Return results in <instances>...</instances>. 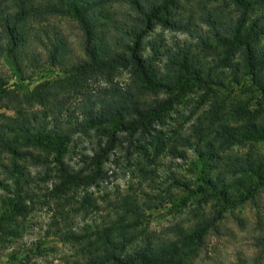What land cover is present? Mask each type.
<instances>
[{"label": "trees", "instance_id": "1", "mask_svg": "<svg viewBox=\"0 0 264 264\" xmlns=\"http://www.w3.org/2000/svg\"><path fill=\"white\" fill-rule=\"evenodd\" d=\"M159 27L189 39L167 44L153 36ZM2 64L20 81L60 75L20 93ZM122 72L127 82L118 81ZM238 89L251 104L226 113ZM198 92L214 102L189 129L168 143L149 133L174 101ZM0 107L12 113L0 115V190L10 195L0 201V249L24 231L27 202L47 184V201H58L54 234L79 255L71 264H197L228 207H259L264 195V154L255 150L264 143V0H0ZM146 135L153 140L143 144ZM155 143L168 170L148 150ZM135 144L147 161L137 164L145 190L116 193L97 221L77 225L94 200L66 212L71 193L105 180L109 156L125 150L129 158ZM180 163L194 176L174 170ZM178 191L211 206L161 233L144 227L146 213ZM255 225L262 235L251 264H264V226Z\"/></svg>", "mask_w": 264, "mask_h": 264}, {"label": "rangeland", "instance_id": "2", "mask_svg": "<svg viewBox=\"0 0 264 264\" xmlns=\"http://www.w3.org/2000/svg\"><path fill=\"white\" fill-rule=\"evenodd\" d=\"M187 1L190 5H198L202 0ZM61 23L67 32L77 36V29L74 24L68 20ZM153 36H161L165 43L171 45L174 42H183L189 39L186 35L160 27ZM2 66L3 71L12 77L10 80L11 90L20 93L30 92L37 85L56 79L60 75L58 70L46 73L36 72L29 74L27 76L29 77L28 80L20 81L19 78L12 75L11 67L3 64ZM127 80L128 75L126 72H122L118 81L124 83ZM251 101L250 93L246 92L245 89H238L235 93L229 95L224 103V110L229 113L235 105L248 104ZM213 102L212 96L206 95L205 92L186 94L173 102L162 122L153 124L154 129L150 128L149 133L152 136L159 135L160 142L168 143L176 134L185 132L198 118L207 113ZM1 114L12 115V113L0 107ZM85 140L84 146H88L89 140ZM152 140L151 136L146 135L141 142L147 144L146 142L151 143ZM135 146L136 144L132 147L130 145L129 158H127L125 150H115L109 156L103 166L107 174L105 180L89 187H82L71 193V198L65 202L63 207L66 212L81 205L83 199L87 197L91 196L94 200V207H88L87 205L85 210L82 209L81 214L73 218L77 225L97 221L103 214L106 204L104 200L108 198L113 200L116 193L139 194L145 190L146 184L139 176L137 164L139 162L145 164L147 161L141 156L140 151L135 150ZM163 146L155 143V146L148 145V150L151 155L159 156V160L161 159V163L165 165L164 170H168L171 168L169 166L170 160L164 157ZM255 150L260 154H264V143L255 145ZM234 151L236 153H246L249 151V147H239ZM128 159H130V163H128ZM192 159L195 158L192 157ZM75 163H79V160H76ZM178 165H175L174 170L186 178L194 176L188 172L191 167L190 164L180 163ZM163 177L164 179L167 177L166 173L163 174ZM168 186L169 184L164 186V189ZM50 187V185L44 184L41 189L31 194V198L27 203L32 206L33 210L26 220L25 229L17 238L12 239L0 249V264H71L79 259V255L74 248L69 244L62 243L54 234L52 223L54 216H56L58 201H47L45 196L47 191L51 189ZM4 196L10 195L0 190V201ZM165 197L161 206L157 210L147 212L143 220V226L152 232L161 233L170 226L186 220L192 210L198 207L208 210L211 206V204L204 205L200 196L190 195L182 191L175 192L172 198ZM258 221H261L264 226V195H261L259 207H255L250 201L238 203L231 208L228 207L225 220L221 225V234L208 240L207 247L197 260V264H238L239 262L251 264L258 251L256 248L257 238L262 235L255 228ZM75 223L72 225H75Z\"/></svg>", "mask_w": 264, "mask_h": 264}]
</instances>
